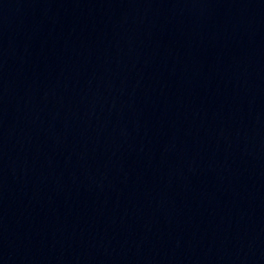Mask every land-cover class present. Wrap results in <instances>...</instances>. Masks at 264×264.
<instances>
[{
    "label": "water",
    "instance_id": "water-1",
    "mask_svg": "<svg viewBox=\"0 0 264 264\" xmlns=\"http://www.w3.org/2000/svg\"><path fill=\"white\" fill-rule=\"evenodd\" d=\"M0 264H264V0H0Z\"/></svg>",
    "mask_w": 264,
    "mask_h": 264
}]
</instances>
